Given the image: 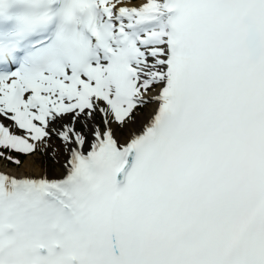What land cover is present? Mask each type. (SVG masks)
Instances as JSON below:
<instances>
[{"label": "snow or ice", "instance_id": "6c2138e0", "mask_svg": "<svg viewBox=\"0 0 264 264\" xmlns=\"http://www.w3.org/2000/svg\"><path fill=\"white\" fill-rule=\"evenodd\" d=\"M0 161V264H264V0H0Z\"/></svg>", "mask_w": 264, "mask_h": 264}, {"label": "bare ground", "instance_id": "6f19581e", "mask_svg": "<svg viewBox=\"0 0 264 264\" xmlns=\"http://www.w3.org/2000/svg\"><path fill=\"white\" fill-rule=\"evenodd\" d=\"M25 159H27V158H25ZM41 160V159H40ZM42 161V160H41ZM3 167H5V163H0V168H3ZM41 167H42V165H41ZM7 169L9 170V171H15V166H12V167H9V166H7ZM28 171H40L41 170V168H35V169H33L32 167H29L28 169H27ZM57 170V166L55 165H52V168H51V171H53V172H55Z\"/></svg>", "mask_w": 264, "mask_h": 264}, {"label": "rangeland", "instance_id": "374dc122", "mask_svg": "<svg viewBox=\"0 0 264 264\" xmlns=\"http://www.w3.org/2000/svg\"><path fill=\"white\" fill-rule=\"evenodd\" d=\"M38 156L40 157V159L43 161L44 160V154L43 153H38ZM0 163H3V161H0ZM52 165L55 166V163L52 162Z\"/></svg>", "mask_w": 264, "mask_h": 264}]
</instances>
